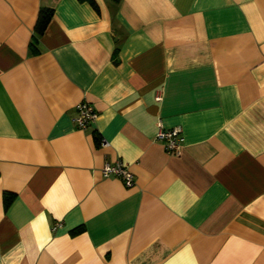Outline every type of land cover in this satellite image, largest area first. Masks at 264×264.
Returning a JSON list of instances; mask_svg holds the SVG:
<instances>
[{
	"label": "crops",
	"instance_id": "0c3cea01",
	"mask_svg": "<svg viewBox=\"0 0 264 264\" xmlns=\"http://www.w3.org/2000/svg\"><path fill=\"white\" fill-rule=\"evenodd\" d=\"M0 264H264V0H0Z\"/></svg>",
	"mask_w": 264,
	"mask_h": 264
},
{
	"label": "built area",
	"instance_id": "2783aa9c",
	"mask_svg": "<svg viewBox=\"0 0 264 264\" xmlns=\"http://www.w3.org/2000/svg\"><path fill=\"white\" fill-rule=\"evenodd\" d=\"M157 99H160L159 96ZM77 116L74 122L77 128L88 129L96 119L97 114L93 110L92 106L83 102L76 107ZM156 140L163 144V147L167 154L171 156H179L183 149L184 138L182 136V130L180 127H175L169 130L159 128L156 134ZM102 144V140H100ZM103 177L117 176L122 179L126 187H131L133 185V176L127 170V168L120 162L114 164H105L102 168Z\"/></svg>",
	"mask_w": 264,
	"mask_h": 264
},
{
	"label": "trees",
	"instance_id": "16d2710c",
	"mask_svg": "<svg viewBox=\"0 0 264 264\" xmlns=\"http://www.w3.org/2000/svg\"><path fill=\"white\" fill-rule=\"evenodd\" d=\"M51 12H52L51 10H46V9L40 10L35 25V30L38 33V35H41L45 30V27L50 20ZM97 141L100 144V139L97 138ZM7 200L8 199H6L5 201L6 204H7Z\"/></svg>",
	"mask_w": 264,
	"mask_h": 264
}]
</instances>
